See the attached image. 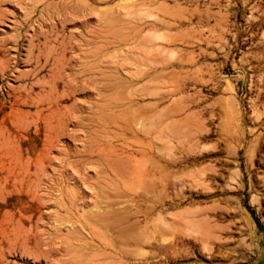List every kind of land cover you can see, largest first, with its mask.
I'll return each instance as SVG.
<instances>
[{
    "label": "rangeland",
    "instance_id": "obj_1",
    "mask_svg": "<svg viewBox=\"0 0 264 264\" xmlns=\"http://www.w3.org/2000/svg\"><path fill=\"white\" fill-rule=\"evenodd\" d=\"M263 261L264 0H0V264Z\"/></svg>",
    "mask_w": 264,
    "mask_h": 264
},
{
    "label": "bare ground",
    "instance_id": "obj_2",
    "mask_svg": "<svg viewBox=\"0 0 264 264\" xmlns=\"http://www.w3.org/2000/svg\"><path fill=\"white\" fill-rule=\"evenodd\" d=\"M104 95H105V94H104ZM163 130H165V129H163ZM165 132H166V131H165ZM87 188H88V187H87ZM96 189H97V188H96ZM99 189H100V188H99ZM103 190H104V189H103ZM100 191H101V190H100ZM61 195H62V194H61ZM99 197H100V196H99ZM102 199H103V198H102ZM101 201H102V200H101ZM115 204H116V203H115ZM111 205H112V204H111ZM63 206H65V205H63ZM78 207H79V206H78ZM116 208H118V207H116ZM97 210H98V209H97ZM68 212H69V211H68ZM109 213H110V211H109ZM110 214H111V213H110ZM112 214H113V212H112ZM115 214H116V213H115ZM99 215H100V214H99ZM92 218H93V217H92ZM122 219H123V218H122ZM94 220H95V219H94ZM119 221H120V220H119ZM101 222H102V221H101ZM104 222H105V221H104ZM106 222H107V221H106ZM106 222H105V223H106ZM120 222H121V221H120ZM164 222H165V221H164ZM106 224H107V223H106ZM69 225H70V224H69ZM71 225H72V224H71ZM113 225H114V224H111V225H110V226H111L110 229H111V230L113 229L114 231H116L117 228H115ZM72 227H74V226L72 225ZM113 227H114L116 230H115ZM68 229H70V228H68ZM121 229H122V227H121ZM67 231H68V230H67ZM119 234H120V233H119ZM119 234H118V235H119ZM109 235H110V234H109ZM118 238H119V237H118ZM128 238H129V237H128ZM123 239H124V238H123ZM135 239H136V238H135ZM138 239H140V238H138ZM118 240H119V239H118ZM117 242H118V241H117ZM122 250H123V249H122Z\"/></svg>",
    "mask_w": 264,
    "mask_h": 264
},
{
    "label": "water",
    "instance_id": "obj_3",
    "mask_svg": "<svg viewBox=\"0 0 264 264\" xmlns=\"http://www.w3.org/2000/svg\"><path fill=\"white\" fill-rule=\"evenodd\" d=\"M261 264H264V261Z\"/></svg>",
    "mask_w": 264,
    "mask_h": 264
}]
</instances>
